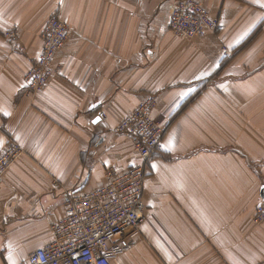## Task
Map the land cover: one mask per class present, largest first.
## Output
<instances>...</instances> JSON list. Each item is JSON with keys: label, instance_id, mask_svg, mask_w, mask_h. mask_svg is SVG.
Returning a JSON list of instances; mask_svg holds the SVG:
<instances>
[{"label": "crops", "instance_id": "0c3cea01", "mask_svg": "<svg viewBox=\"0 0 264 264\" xmlns=\"http://www.w3.org/2000/svg\"><path fill=\"white\" fill-rule=\"evenodd\" d=\"M176 1L0 0V153L24 147L0 187V264L49 244L71 193L141 163L115 128L150 96L165 132L148 164L147 220L113 264H264L253 220L264 202V0H199L223 28L192 38L169 27ZM55 13L70 37L31 93L25 75Z\"/></svg>", "mask_w": 264, "mask_h": 264}, {"label": "built area", "instance_id": "2783aa9c", "mask_svg": "<svg viewBox=\"0 0 264 264\" xmlns=\"http://www.w3.org/2000/svg\"><path fill=\"white\" fill-rule=\"evenodd\" d=\"M169 27L179 37L204 36L223 28L221 21L199 0H177ZM17 42V29L5 33ZM43 48L38 59L25 75L26 88L31 93L43 90L54 77L55 59L70 37V30L59 14H53L43 30ZM224 54L229 55L224 49ZM157 99L150 96L118 124L115 130L132 136L141 163L124 172L109 169L107 182L89 191L71 193L67 214L53 225V239L32 252L21 264H113V259L124 254L134 243L147 220L144 200L148 164L159 154L165 127L153 112ZM99 117L106 119L105 112ZM24 154V147L11 140L0 153V187L9 168ZM257 223L264 222V204L255 213Z\"/></svg>", "mask_w": 264, "mask_h": 264}, {"label": "rangeland", "instance_id": "374dc122", "mask_svg": "<svg viewBox=\"0 0 264 264\" xmlns=\"http://www.w3.org/2000/svg\"><path fill=\"white\" fill-rule=\"evenodd\" d=\"M257 96H255V98H256ZM255 104H256V106H258L259 104H264V96L262 95V96H260V97H258L257 98V100L255 101ZM251 113H253V112H251ZM251 118H253V116L251 115L250 116ZM161 154V151L159 152V154L158 155H160ZM167 158H168V161H173L172 159H171V157H168V156H166ZM176 160V159H175ZM150 176V175H149ZM148 176V177H149ZM175 178H176V176H175ZM262 204H264V202L263 203H261L260 205H262ZM260 205H258V206H260ZM258 206H257V208H258ZM257 208H256V210H257ZM256 210H255V213H256ZM255 214H254V217H253V220H254V223L255 224H264V222L263 223H257L256 221H255Z\"/></svg>", "mask_w": 264, "mask_h": 264}, {"label": "water", "instance_id": "95a60500", "mask_svg": "<svg viewBox=\"0 0 264 264\" xmlns=\"http://www.w3.org/2000/svg\"><path fill=\"white\" fill-rule=\"evenodd\" d=\"M262 196H263V198H264V186L262 187Z\"/></svg>", "mask_w": 264, "mask_h": 264}]
</instances>
